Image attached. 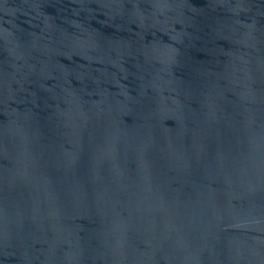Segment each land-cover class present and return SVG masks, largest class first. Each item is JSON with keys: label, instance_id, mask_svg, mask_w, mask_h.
Here are the masks:
<instances>
[{"label": "water", "instance_id": "1", "mask_svg": "<svg viewBox=\"0 0 264 264\" xmlns=\"http://www.w3.org/2000/svg\"><path fill=\"white\" fill-rule=\"evenodd\" d=\"M0 264H264V0H0Z\"/></svg>", "mask_w": 264, "mask_h": 264}]
</instances>
